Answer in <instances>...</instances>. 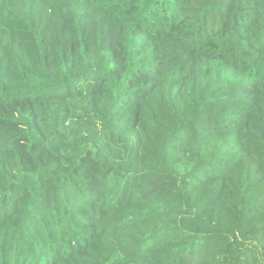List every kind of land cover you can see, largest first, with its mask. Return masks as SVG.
Instances as JSON below:
<instances>
[{
	"label": "trees",
	"instance_id": "16d2710c",
	"mask_svg": "<svg viewBox=\"0 0 264 264\" xmlns=\"http://www.w3.org/2000/svg\"><path fill=\"white\" fill-rule=\"evenodd\" d=\"M0 264H264V0H0Z\"/></svg>",
	"mask_w": 264,
	"mask_h": 264
}]
</instances>
